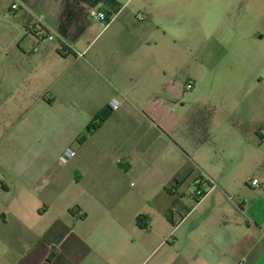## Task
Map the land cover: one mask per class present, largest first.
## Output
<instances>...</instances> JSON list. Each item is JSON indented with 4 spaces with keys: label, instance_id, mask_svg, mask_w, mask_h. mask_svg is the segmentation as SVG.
<instances>
[{
    "label": "crops",
    "instance_id": "0c3cea01",
    "mask_svg": "<svg viewBox=\"0 0 264 264\" xmlns=\"http://www.w3.org/2000/svg\"><path fill=\"white\" fill-rule=\"evenodd\" d=\"M178 3L0 0V264H264V203L224 199L219 168L203 161L215 155L211 128L176 112L175 52L166 47L162 64L158 43ZM259 103L246 134L264 150ZM102 110L110 116L91 136L111 123L120 163L80 146L72 165L82 175L53 172L75 122ZM195 171L216 177L217 191L188 209L182 183ZM217 197L229 210L211 207Z\"/></svg>",
    "mask_w": 264,
    "mask_h": 264
},
{
    "label": "rangeland",
    "instance_id": "374dc122",
    "mask_svg": "<svg viewBox=\"0 0 264 264\" xmlns=\"http://www.w3.org/2000/svg\"><path fill=\"white\" fill-rule=\"evenodd\" d=\"M178 1V12L171 19L159 21L160 32L166 35L159 38L158 43L162 64L167 58L166 47H172L175 52L174 70L179 79L176 112L194 121L205 120L211 128L210 136L204 140L215 155L203 161L211 171L219 168L224 199L259 207L264 203V188L261 185L251 187L249 182L255 178L264 182V150L253 146L246 130L258 124L261 117L256 107H260L259 101L264 103V0ZM147 45L154 43L149 40ZM227 113L240 121L237 123L240 128L233 130L226 124L221 126L220 116ZM261 113L264 117V112ZM94 117L75 122V137L68 148L76 154L83 146L89 153L96 151L99 161L110 159L115 165L120 163L121 156L116 152L122 145L121 136L113 134L111 123L96 135L88 134L86 129ZM73 159L66 163L58 161L52 171L60 170L75 178L82 175L81 167H73ZM107 168L102 171L108 173ZM205 176L217 184L216 177L209 173ZM197 180L203 177L195 171L182 183L183 203L188 209L196 205L193 195ZM202 189L207 191L205 182H202ZM219 202L222 200L217 197L211 207L226 210L227 207Z\"/></svg>",
    "mask_w": 264,
    "mask_h": 264
},
{
    "label": "built area",
    "instance_id": "2783aa9c",
    "mask_svg": "<svg viewBox=\"0 0 264 264\" xmlns=\"http://www.w3.org/2000/svg\"><path fill=\"white\" fill-rule=\"evenodd\" d=\"M11 10H16L17 9V6L16 5H11ZM89 16L94 19V20H97V21H100V22H104V23H107L109 20L106 16V14L98 9H91L89 11ZM144 17L139 15L137 16V19L138 20H142ZM38 35V34H36ZM48 40H52L53 37L52 36H48L47 37ZM78 57H82L81 54H78ZM191 86L190 85H187V88H190ZM114 109H116V106L113 107ZM74 156V152L71 151L70 149L66 150L60 157V161L62 163H65L68 159L72 158ZM202 182H205L206 186H207V191H203L202 189ZM195 184L197 186V190L195 191L194 195H193V198L194 200L197 202V201H200L202 200L205 196H207L213 189H215L217 186H216V183L209 177H204L203 181L202 180H197L195 181ZM250 186L251 187H259L260 184L258 182L257 179H251L250 182H249ZM229 200H231L230 198H228ZM242 205H244L243 202L241 201H238L236 202V206L237 207H241Z\"/></svg>",
    "mask_w": 264,
    "mask_h": 264
},
{
    "label": "trees",
    "instance_id": "16d2710c",
    "mask_svg": "<svg viewBox=\"0 0 264 264\" xmlns=\"http://www.w3.org/2000/svg\"><path fill=\"white\" fill-rule=\"evenodd\" d=\"M109 116H110V113H109L108 110H102L99 114H97L94 117L93 121H91L88 124V127L86 129L87 133L88 134H92L93 132L97 131L102 126V124L108 119ZM137 224H138V227L144 228L140 224V219L139 218L137 219Z\"/></svg>",
    "mask_w": 264,
    "mask_h": 264
}]
</instances>
